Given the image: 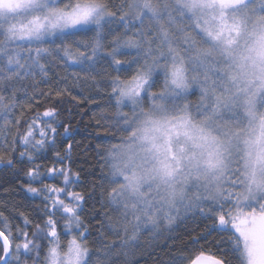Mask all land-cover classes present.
Returning <instances> with one entry per match:
<instances>
[{
	"label": "snow or ice",
	"instance_id": "6c2138e0",
	"mask_svg": "<svg viewBox=\"0 0 264 264\" xmlns=\"http://www.w3.org/2000/svg\"><path fill=\"white\" fill-rule=\"evenodd\" d=\"M72 102L99 109L87 194L73 143L53 151ZM18 164L40 203L0 211V264H129L189 218L159 264H264V0H0V165Z\"/></svg>",
	"mask_w": 264,
	"mask_h": 264
},
{
	"label": "trees",
	"instance_id": "16d2710c",
	"mask_svg": "<svg viewBox=\"0 0 264 264\" xmlns=\"http://www.w3.org/2000/svg\"><path fill=\"white\" fill-rule=\"evenodd\" d=\"M38 88L46 89V85L40 83ZM73 95H79L78 90L73 91ZM92 99H99V97H91ZM189 99L195 100L196 95H190ZM64 111L61 112L57 118L65 124H70L73 128V133L67 139L58 138L57 146L53 151H63L65 145L69 142L73 143V149L71 152V169L73 172L80 173V180L82 183L75 186L76 191H83L85 194L91 189L92 182L97 181L100 175L99 164L95 157L94 149L97 143L101 141L99 139H93L90 133L98 131L91 125L94 123L92 120L93 114L98 112L99 109L88 105L86 102L82 103L80 107L75 106V102L65 103L63 105ZM71 109V111H69ZM43 110V108H41ZM86 113V115H82ZM63 131V129H59ZM18 155V153H17ZM52 152L46 153L45 157L37 161L43 163L46 166H51L53 161L51 160ZM30 165H16L21 168V175L16 176L12 169H7L0 165V211H4L6 215L13 214V205H15L16 211H24L30 213L32 207L40 203L39 199H35L31 194L24 191L22 185L26 183V180H21L22 172L27 170ZM95 170V175L91 173ZM18 181L20 183L18 184ZM38 187L39 185H34ZM12 189L13 191L5 194V190ZM99 190H97L98 193ZM7 202L6 206H3ZM99 203L93 204V200H88L84 204V210L82 216L89 217L93 212H100ZM101 217L97 216L96 219ZM20 221L14 220V223ZM89 223V227L95 236L96 233V220H86ZM204 222H198L196 219L189 218L183 222H179L178 226L174 230L169 232H162L159 236L151 238V234L148 231L143 232L135 244L134 252L128 257L129 264H159L160 260L165 258L166 253H175L179 251L187 240L188 235L192 234V230L195 229L199 232L203 228ZM169 237H176L171 239ZM89 241L92 237L88 238ZM174 245V246H173Z\"/></svg>",
	"mask_w": 264,
	"mask_h": 264
}]
</instances>
